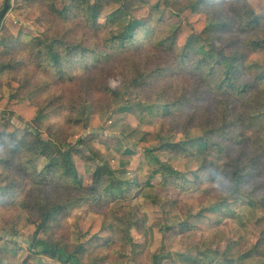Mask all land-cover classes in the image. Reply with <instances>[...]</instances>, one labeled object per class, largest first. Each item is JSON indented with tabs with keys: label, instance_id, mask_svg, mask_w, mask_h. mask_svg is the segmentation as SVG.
<instances>
[{
	"label": "rangeland",
	"instance_id": "374dc122",
	"mask_svg": "<svg viewBox=\"0 0 264 264\" xmlns=\"http://www.w3.org/2000/svg\"><path fill=\"white\" fill-rule=\"evenodd\" d=\"M71 1L12 0L7 17L30 28L44 44L54 46L53 37L70 29L67 39L86 35L87 45L104 49L108 31L95 35L81 19L66 20L53 12ZM178 1L184 5L189 0ZM181 5L172 6L175 12L167 22L153 23L150 39L140 31L136 44L107 48L99 59L89 54L61 76L38 64L30 49L32 37L5 42L2 50L7 44L12 48L6 60L22 63L0 74V100L9 97V83L16 79L22 83L20 97L51 110L43 124H34L0 104V136L20 139L33 126L42 127L48 139L51 129L75 146L79 181L60 177V171L44 174L49 159L25 151L12 155L9 146L16 141L0 139V264H63L31 245L43 239L74 253L80 237L89 238L87 227L94 220L109 227L110 235L105 244L81 254L84 264H228L229 259L264 264V257L252 250L264 231V120L252 118L264 112V82L246 94L219 90L221 70L211 75L209 67L197 68V57L182 64L178 49L161 45L181 24L176 15ZM251 9L261 16L254 28L207 30L204 38L213 39L225 54H233L243 40L264 39V0H226L221 15L237 22L241 17L244 25ZM210 16L208 9L192 14L204 26ZM130 22L123 18L108 30L127 27L131 33ZM245 63L253 68L242 82L264 72V49ZM84 109L98 114L101 125L86 127ZM222 127L235 138L221 135ZM206 132L229 147L227 152L206 146ZM156 136L176 144L155 156L184 173L186 182L165 184L159 165L139 145L140 139ZM252 155L259 157L261 172L242 191L257 202L246 194L228 195L225 174L228 163L248 161ZM104 165L122 188L93 196L87 187ZM59 205H64L62 212L45 225V214Z\"/></svg>",
	"mask_w": 264,
	"mask_h": 264
},
{
	"label": "trees",
	"instance_id": "16d2710c",
	"mask_svg": "<svg viewBox=\"0 0 264 264\" xmlns=\"http://www.w3.org/2000/svg\"><path fill=\"white\" fill-rule=\"evenodd\" d=\"M21 1L17 0V3L20 4ZM224 1L226 0H189L186 4L181 5L178 0H72L63 9H52L54 13H58L63 19L68 20L74 17L81 19L80 22H83L89 28V31H92L95 35L105 30L106 32L108 31L103 42L105 45L104 49L100 48L97 43L94 46L87 45L86 42L90 40V37L86 35L78 41L67 39L70 29L64 30L65 32L53 37L54 46L47 43L44 44L39 41L38 35L30 28L23 25L19 20L7 17L0 27L3 32V37L0 38V74L6 70H12L22 63L19 59L7 61L8 57L6 55H8L9 50H12L7 43L5 50H2L7 40L18 42V40H23V36L32 37L29 41L31 45L30 49H32L33 57H35L38 64L40 66H48L57 75L61 76L75 62H83L89 57V54L99 59L107 48H125L136 44L140 31H145L147 40L150 39L155 29L153 23L167 22L174 15L175 11H173L172 6L176 4L178 6L181 5L177 14L175 13L178 17H181V24L172 31H169L167 37L161 40L160 44L174 50L178 49L179 60H181L182 64L194 61L197 57V68L209 67L211 75L221 70L222 77L218 80L219 90H231L246 94L247 92H252L258 84L264 82V72L250 75L248 81H241L242 76L246 74L247 70L251 67L253 68V65L248 68L245 62L248 61L252 53L264 49V39L250 38L243 40L241 44H238L233 54H225L219 53L213 44V39L204 38L203 33L207 30L211 32H223L235 29L247 31L258 25L261 16L251 9L248 14L252 12V15H249L248 21L243 25L241 17L240 21L237 22L236 18L221 15V6ZM202 9H208L211 15L205 26L197 23L192 17L195 11H201ZM126 17H130L131 19V33L128 32L127 27L108 30L111 24H116ZM101 19H105V23H102ZM142 78L145 77L143 76ZM130 84L133 86L137 83L131 82ZM21 86V82L12 79L9 83L10 95L8 98H2L0 104L13 112H17L21 119H26L34 124H43L42 122L46 118L48 111L51 110V106L36 107L28 97H20L19 89ZM82 115L86 127L100 126L102 123L98 114L90 112L87 109L83 110ZM252 118H254L253 120L262 121L264 120V112H260ZM40 130H42V127L34 128L32 126L20 139L15 135L8 137L1 135L0 139L4 141H16L14 145L12 143L9 146L11 150L10 154L12 155L19 151H25L49 159L50 163L45 166L44 174L48 175L51 172L60 171V177L71 179L74 182L79 181L78 169L74 159L75 146L60 139L51 129H49L50 132L48 131L49 138L44 139ZM209 133L206 132L205 135L207 136L205 138L206 146L215 148L218 153L227 152L229 147L226 148L221 141H216L214 137L209 136ZM220 134H225L228 138H235L231 136L226 127H222ZM139 145L144 149L147 157L159 165L158 170L164 174L165 184H170L174 181L186 182L184 173L165 164L155 156V153L160 150H165L169 147L176 148V144L166 143L162 140L161 136H156L154 139H140ZM94 158L96 159L97 157ZM258 159L257 155H252L248 161H234L227 164L225 174L230 183L228 195L246 194L242 191L243 188L261 172L257 162ZM104 166L97 168L92 178V185L85 186L93 196H98V193L101 194L104 190L106 193L116 194L122 188L115 181L114 171L107 165ZM104 170L107 171L103 172ZM40 176L45 177V175ZM246 195L257 202L251 194ZM63 209L64 205H59L56 209L47 212L44 224L47 225L50 221L56 220L58 214ZM87 228L90 234L89 238L80 237L78 249L74 253L67 251L59 245L50 244L43 239L36 240L30 248H40V251H37V253H47L63 264H84L81 260V254L92 251L98 245L105 244L110 235V228L98 220H94ZM253 248L252 250L256 255L264 257V231L261 239ZM226 261L228 264H234L233 260L229 259Z\"/></svg>",
	"mask_w": 264,
	"mask_h": 264
},
{
	"label": "water",
	"instance_id": "95a60500",
	"mask_svg": "<svg viewBox=\"0 0 264 264\" xmlns=\"http://www.w3.org/2000/svg\"><path fill=\"white\" fill-rule=\"evenodd\" d=\"M11 2L12 0H4L3 6L0 10V27L3 25L8 12L10 11Z\"/></svg>",
	"mask_w": 264,
	"mask_h": 264
},
{
	"label": "crops",
	"instance_id": "0c3cea01",
	"mask_svg": "<svg viewBox=\"0 0 264 264\" xmlns=\"http://www.w3.org/2000/svg\"><path fill=\"white\" fill-rule=\"evenodd\" d=\"M0 2H1V0H0Z\"/></svg>",
	"mask_w": 264,
	"mask_h": 264
}]
</instances>
